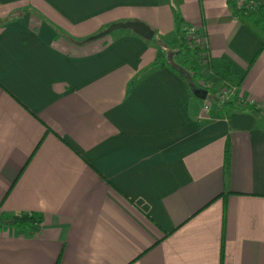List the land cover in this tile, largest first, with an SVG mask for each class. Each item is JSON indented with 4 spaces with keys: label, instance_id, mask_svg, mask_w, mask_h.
Instances as JSON below:
<instances>
[{
    "label": "crops",
    "instance_id": "0c3cea01",
    "mask_svg": "<svg viewBox=\"0 0 264 264\" xmlns=\"http://www.w3.org/2000/svg\"><path fill=\"white\" fill-rule=\"evenodd\" d=\"M233 4L0 0V212L42 215L0 228V264H264V46ZM125 21L175 57L129 29L89 39ZM208 53L251 104L193 99Z\"/></svg>",
    "mask_w": 264,
    "mask_h": 264
},
{
    "label": "trees",
    "instance_id": "16d2710c",
    "mask_svg": "<svg viewBox=\"0 0 264 264\" xmlns=\"http://www.w3.org/2000/svg\"><path fill=\"white\" fill-rule=\"evenodd\" d=\"M257 2L256 8L251 12H244L237 4H233L234 13L240 18V20L252 30L261 40L262 46H264V0H255ZM93 37L89 38L92 39ZM183 39V38H182ZM185 42L181 43L184 46ZM194 53L200 54L204 48L198 46H188ZM188 49V48H187ZM182 51V48L178 52ZM206 66L207 70L215 78V84H224L225 82H231V64L222 57H215L207 54ZM154 65L164 66L167 65L166 59L161 51H157L154 58ZM207 91L208 87H204ZM234 103V100H229L222 105H229ZM224 169V182L225 190L221 195L229 193L227 190V181L229 173V152L226 148L223 160ZM42 221V215L36 212L17 213L7 215L0 212V228L1 227H15V228H26L33 225H38Z\"/></svg>",
    "mask_w": 264,
    "mask_h": 264
},
{
    "label": "built area",
    "instance_id": "2783aa9c",
    "mask_svg": "<svg viewBox=\"0 0 264 264\" xmlns=\"http://www.w3.org/2000/svg\"><path fill=\"white\" fill-rule=\"evenodd\" d=\"M256 4L257 2L255 0H237V6L247 13L253 11L256 8ZM181 31L186 46H203L204 37L199 28L196 26L183 25ZM214 80V77L211 78L210 83L205 87H212L215 89V101L204 103V110L214 111L229 100H234L237 104L244 106L252 103L244 97V94L238 90L235 84L230 82L215 84Z\"/></svg>",
    "mask_w": 264,
    "mask_h": 264
},
{
    "label": "rangeland",
    "instance_id": "374dc122",
    "mask_svg": "<svg viewBox=\"0 0 264 264\" xmlns=\"http://www.w3.org/2000/svg\"><path fill=\"white\" fill-rule=\"evenodd\" d=\"M111 24L107 25L106 27L104 26L105 29H107ZM175 35H176V37H178V33H177L176 30H175ZM169 36L172 37L173 34H169L168 33L165 36H163L161 33H159L157 31L156 34H154V36L152 38V42H154L158 46V48L161 51L164 52L165 57L168 60H172L175 57V55H176L177 52H176V50H172V49L169 48V44H171L172 41H173V38H169ZM190 55L191 54H189V53L181 54L179 56L180 57V61L182 63H186L187 62V59H189L191 57ZM197 63H198L199 69L200 70L202 69V72L205 73L204 75H206L207 78L204 77L205 84L199 83V78L194 80V84H195V86L197 88H204L206 85H208L210 83L211 77H210V74L207 72L206 67L203 65L204 63H202L201 60H197ZM197 77H199V76H197ZM214 93H215V89L212 88V87H210V88L207 89V95H206V97L204 99L196 98L195 96H193V99L194 100H197V102H199L200 104L208 103V102H210L212 100V98L214 96Z\"/></svg>",
    "mask_w": 264,
    "mask_h": 264
},
{
    "label": "water",
    "instance_id": "95a60500",
    "mask_svg": "<svg viewBox=\"0 0 264 264\" xmlns=\"http://www.w3.org/2000/svg\"><path fill=\"white\" fill-rule=\"evenodd\" d=\"M116 29H129L145 40H151L154 36V31L146 23L142 21H125L112 23L104 32L93 36V38L108 34ZM193 94L197 98L204 99L207 95V91L203 88H196L193 90Z\"/></svg>",
    "mask_w": 264,
    "mask_h": 264
}]
</instances>
